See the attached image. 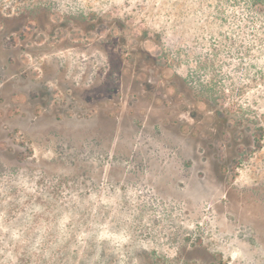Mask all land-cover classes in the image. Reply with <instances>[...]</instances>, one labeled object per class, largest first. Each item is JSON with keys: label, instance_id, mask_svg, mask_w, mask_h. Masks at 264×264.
I'll list each match as a JSON object with an SVG mask.
<instances>
[{"label": "rangeland", "instance_id": "1", "mask_svg": "<svg viewBox=\"0 0 264 264\" xmlns=\"http://www.w3.org/2000/svg\"><path fill=\"white\" fill-rule=\"evenodd\" d=\"M0 264H264V5L0 0Z\"/></svg>", "mask_w": 264, "mask_h": 264}, {"label": "trees", "instance_id": "2", "mask_svg": "<svg viewBox=\"0 0 264 264\" xmlns=\"http://www.w3.org/2000/svg\"><path fill=\"white\" fill-rule=\"evenodd\" d=\"M256 1H258V3H261V4H263L264 5V0H256ZM260 128V130L262 131L263 130V128L262 127H259ZM262 134V133H261Z\"/></svg>", "mask_w": 264, "mask_h": 264}]
</instances>
